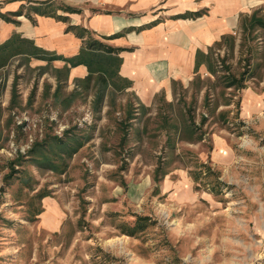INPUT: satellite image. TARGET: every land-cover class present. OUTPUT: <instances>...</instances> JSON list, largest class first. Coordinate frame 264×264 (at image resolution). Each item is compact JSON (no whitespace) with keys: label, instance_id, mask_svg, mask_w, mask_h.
Masks as SVG:
<instances>
[{"label":"rangeland","instance_id":"obj_1","mask_svg":"<svg viewBox=\"0 0 264 264\" xmlns=\"http://www.w3.org/2000/svg\"><path fill=\"white\" fill-rule=\"evenodd\" d=\"M8 41L0 264H264L263 7L151 104L117 75L119 49L90 33L69 59ZM78 59L92 67L89 85L52 67Z\"/></svg>","mask_w":264,"mask_h":264},{"label":"crops","instance_id":"obj_2","mask_svg":"<svg viewBox=\"0 0 264 264\" xmlns=\"http://www.w3.org/2000/svg\"><path fill=\"white\" fill-rule=\"evenodd\" d=\"M51 4L64 11L47 14ZM260 7L264 0H0L1 14L17 13L10 22L0 18V45L17 36L69 59L90 33L119 49L117 75L142 104H151L173 82L191 80L198 51L206 53L234 32L241 14ZM52 67L67 68L69 82L88 75L84 65L55 60Z\"/></svg>","mask_w":264,"mask_h":264},{"label":"trees","instance_id":"obj_3","mask_svg":"<svg viewBox=\"0 0 264 264\" xmlns=\"http://www.w3.org/2000/svg\"><path fill=\"white\" fill-rule=\"evenodd\" d=\"M0 17H4V19L6 20V21H8V19H7V17L5 18V16H3V15H1L0 14ZM9 42V41H8ZM7 43V42H6ZM0 46H2V45H0ZM37 50V49H36ZM110 52H112V50L110 49ZM199 54V53H198ZM34 55V54H33ZM34 58H36L37 57V55H34L33 56ZM58 57H56V58H49V60H54V59H57ZM38 59H40V58H38ZM119 60L117 59V66H119ZM70 63H71V65H78V64H84V65H86L87 66V68H88V71H89V73H88V75L84 78V81L87 83V85H89L90 83H91V81H92V67H91V65L88 63V61H86V60H80V59H78V60H76V61H73V60H70ZM200 66V63H199V61H197V59H196V69L198 68ZM97 80H98V82L100 83L99 84V93H100V96L101 95H103L104 94V91H105V89H106V87H107V79H106V73L104 72V71H101L100 70V72H99V74H98V78H97Z\"/></svg>","mask_w":264,"mask_h":264}]
</instances>
